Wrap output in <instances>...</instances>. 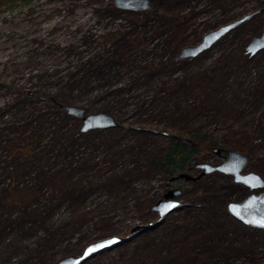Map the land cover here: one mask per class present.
<instances>
[{"label": "rangeland", "instance_id": "obj_1", "mask_svg": "<svg viewBox=\"0 0 264 264\" xmlns=\"http://www.w3.org/2000/svg\"><path fill=\"white\" fill-rule=\"evenodd\" d=\"M149 1L135 12L113 0H0V264H51L114 237L80 264H264V230L225 214L259 190L202 169L166 180L147 164L194 132L246 155L244 172L264 180V48L246 49L264 32V0ZM62 106L117 125L81 133ZM175 189L179 205L160 218L152 207Z\"/></svg>", "mask_w": 264, "mask_h": 264}, {"label": "water", "instance_id": "obj_2", "mask_svg": "<svg viewBox=\"0 0 264 264\" xmlns=\"http://www.w3.org/2000/svg\"><path fill=\"white\" fill-rule=\"evenodd\" d=\"M113 4L118 9L128 11H145L151 8L149 0H113ZM256 14H258L257 11L248 13L240 18L219 25L218 27L208 31L196 44L184 47L178 56V60L197 57L200 53L210 49L224 35L248 21ZM263 48L264 32L260 35L253 36L246 47L247 52L251 54H254ZM61 109L66 115L81 120V133H86L92 130H103L117 125L113 116L104 112L88 114L84 109L74 106H62ZM176 138L181 144L188 147L193 146V142L188 138ZM211 152L221 157L222 161L216 165H210L206 162H198L196 158H192L187 164V171L202 169V174L220 172L231 177L234 183L246 186L249 191L259 190V192H251L240 201H229L226 204V211L233 219L243 226L264 230V225L256 222L264 218L263 178L254 172H244V169L248 164V158L246 155L236 150L221 149L216 147H213ZM179 178H183L185 180L193 179L191 176L183 172L172 177L171 180ZM180 192L181 191L179 189L167 191V193L163 195L162 200L152 207L153 209H156L160 218L170 213V211L179 205L176 198L180 195ZM118 241L119 238L114 237L109 241L91 244L84 249L81 255L65 256L51 264H80L91 252L100 249V246Z\"/></svg>", "mask_w": 264, "mask_h": 264}, {"label": "trees", "instance_id": "obj_3", "mask_svg": "<svg viewBox=\"0 0 264 264\" xmlns=\"http://www.w3.org/2000/svg\"><path fill=\"white\" fill-rule=\"evenodd\" d=\"M186 136L193 142L192 147L181 144L176 137H172L162 153L150 157L147 160L149 167L159 172L166 180L185 172L187 164L192 158H202L204 156L203 154L211 151L212 147L215 146V141L211 136H200L194 132L186 134ZM225 214L228 215L227 212ZM228 217L230 216L228 215ZM230 218L234 220L232 217ZM126 234V232L121 233L122 236L120 237L123 238L126 236L127 238L128 236Z\"/></svg>", "mask_w": 264, "mask_h": 264}, {"label": "snow or ice", "instance_id": "obj_4", "mask_svg": "<svg viewBox=\"0 0 264 264\" xmlns=\"http://www.w3.org/2000/svg\"><path fill=\"white\" fill-rule=\"evenodd\" d=\"M257 223H259V224H262V225H264V218H262V219H260V220H258V221H256ZM91 250V249H90Z\"/></svg>", "mask_w": 264, "mask_h": 264}, {"label": "flooded vegetation", "instance_id": "obj_5", "mask_svg": "<svg viewBox=\"0 0 264 264\" xmlns=\"http://www.w3.org/2000/svg\"><path fill=\"white\" fill-rule=\"evenodd\" d=\"M135 12H140V11H135ZM257 15V14H256ZM256 15H254L250 20H252ZM232 179V178H231ZM236 184V183H235ZM238 185V184H237Z\"/></svg>", "mask_w": 264, "mask_h": 264}]
</instances>
